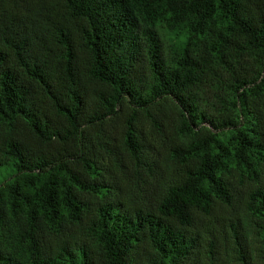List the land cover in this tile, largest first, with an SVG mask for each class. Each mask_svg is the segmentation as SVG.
Instances as JSON below:
<instances>
[{"label":"trees","instance_id":"1","mask_svg":"<svg viewBox=\"0 0 264 264\" xmlns=\"http://www.w3.org/2000/svg\"><path fill=\"white\" fill-rule=\"evenodd\" d=\"M0 264H264V0H0Z\"/></svg>","mask_w":264,"mask_h":264}]
</instances>
